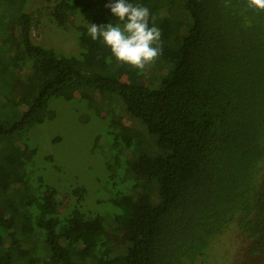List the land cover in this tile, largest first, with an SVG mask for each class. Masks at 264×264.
<instances>
[{
    "label": "trees",
    "instance_id": "obj_1",
    "mask_svg": "<svg viewBox=\"0 0 264 264\" xmlns=\"http://www.w3.org/2000/svg\"><path fill=\"white\" fill-rule=\"evenodd\" d=\"M30 2L0 0V264H204L233 225L257 240L264 261V11L246 0H129L148 7L162 33L152 65L172 74L153 87L122 82L125 64L88 33L76 64L40 51L30 39ZM107 3L55 0L50 18L59 28L77 16L115 24ZM77 88L121 98L164 156L129 178L130 190L114 183V197L98 200L103 210L85 207L86 186L64 187L75 204L63 212L68 196L40 174L29 136L54 118L55 102L75 100ZM133 149L147 153L137 141ZM146 183L152 199L142 197ZM104 223L132 228L123 263L104 254L103 236L89 235Z\"/></svg>",
    "mask_w": 264,
    "mask_h": 264
},
{
    "label": "rangeland",
    "instance_id": "obj_2",
    "mask_svg": "<svg viewBox=\"0 0 264 264\" xmlns=\"http://www.w3.org/2000/svg\"><path fill=\"white\" fill-rule=\"evenodd\" d=\"M54 2L31 0L27 9L34 18L30 30L31 42L44 53L66 56L72 64H76L82 53L81 45L87 38L89 19L77 16L67 28H59L50 18ZM18 27V22H13L12 32L18 34ZM133 70L127 64L123 66L122 82L138 85L151 81L153 87H157L161 82L160 75L170 77L172 74V70L163 63L158 64L156 69L149 64L143 69L146 76L139 81ZM18 78L16 75L15 79ZM15 91L22 97L23 88L19 83L15 85ZM77 92L79 96L71 102H55L51 106L54 118L31 131L29 153L34 156L36 165L41 169L40 174L47 182L68 196L64 199L63 212L69 211L75 204V199L67 194L64 187L71 189L80 186H86L90 191L86 195L88 200L85 207L91 211L103 210L106 205L98 202H108L114 197V183L130 190L133 181L129 178L138 175L147 165L156 163L164 153L148 138L144 127L126 114L121 98L115 99L109 94L103 96L93 88H77ZM113 124L123 125L130 131L122 133ZM114 134L119 135L118 138L115 139ZM135 141L147 150L146 154L135 153ZM125 172L128 175H124ZM141 194L152 199V185L146 183ZM133 195L134 192L129 196L133 199ZM131 231L130 224L104 223L90 228L89 235L103 236L107 241L104 254L123 263V249ZM204 264L264 263L254 250L252 241L233 225L213 241Z\"/></svg>",
    "mask_w": 264,
    "mask_h": 264
},
{
    "label": "clouds",
    "instance_id": "obj_3",
    "mask_svg": "<svg viewBox=\"0 0 264 264\" xmlns=\"http://www.w3.org/2000/svg\"><path fill=\"white\" fill-rule=\"evenodd\" d=\"M105 6L118 22L106 25L88 23V35L92 40H102L112 57L121 64L143 70L154 63L162 53V33L155 25L150 9L129 0H109ZM246 6L254 11H264V0H246Z\"/></svg>",
    "mask_w": 264,
    "mask_h": 264
},
{
    "label": "flooded vegetation",
    "instance_id": "obj_4",
    "mask_svg": "<svg viewBox=\"0 0 264 264\" xmlns=\"http://www.w3.org/2000/svg\"><path fill=\"white\" fill-rule=\"evenodd\" d=\"M263 186H264V184H263ZM238 231H240V230H238ZM241 232V231H240ZM242 233V232H241ZM250 241H252V246H253V248H254V250H255V244H257V240H255V239H250ZM256 252H257V255H259V253H260V249H258V250H256ZM263 263H264V261H263Z\"/></svg>",
    "mask_w": 264,
    "mask_h": 264
},
{
    "label": "bare ground",
    "instance_id": "obj_5",
    "mask_svg": "<svg viewBox=\"0 0 264 264\" xmlns=\"http://www.w3.org/2000/svg\"><path fill=\"white\" fill-rule=\"evenodd\" d=\"M19 91V90H18ZM20 93V92H19ZM21 96V95H20ZM59 106H60V104H59ZM52 126V125H51ZM62 142V141H61ZM59 145H60V143H59ZM54 146V145H53ZM97 149V148H96ZM90 152V151H89ZM86 156V155H85ZM91 159V158H90ZM98 167V166H97Z\"/></svg>",
    "mask_w": 264,
    "mask_h": 264
}]
</instances>
